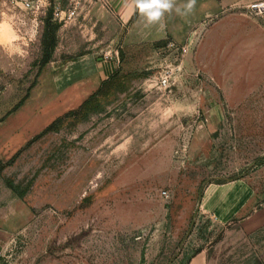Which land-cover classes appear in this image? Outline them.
<instances>
[{"label": "rangeland", "instance_id": "obj_1", "mask_svg": "<svg viewBox=\"0 0 264 264\" xmlns=\"http://www.w3.org/2000/svg\"><path fill=\"white\" fill-rule=\"evenodd\" d=\"M4 2L0 264H264V231H202L211 184L264 188V8L143 45L155 53L100 79L119 44L74 42L52 15L32 32Z\"/></svg>", "mask_w": 264, "mask_h": 264}, {"label": "crops", "instance_id": "obj_2", "mask_svg": "<svg viewBox=\"0 0 264 264\" xmlns=\"http://www.w3.org/2000/svg\"><path fill=\"white\" fill-rule=\"evenodd\" d=\"M257 1L263 0H196L193 9L189 11V0H173V8L170 11H166L159 21L148 24L138 9L126 6L125 0H86L78 17L64 22L59 20V23L60 26L63 23V26H69L67 38L74 42L81 32L82 37L89 41L88 47L97 46L102 42L119 44L122 48V61L119 55L114 57V54L110 58L97 57L96 68L100 79H107L121 65L124 66L127 59L150 57V54L155 53L149 48L142 49L143 45L163 41L168 37L184 41L194 26L203 25L224 10L246 7ZM39 2L40 7L32 11L25 9L22 3L15 5L12 0H5L3 8L8 13L5 11L3 18L15 24L13 19L20 15V21H24L21 24L28 27L32 21L31 17L35 14L41 17L44 26V19H47V15L53 16L57 4L63 7L68 5V0ZM87 74L85 70L75 71L73 82L86 81L89 78ZM208 122L209 119L199 120L196 127H193L196 128V133L206 131ZM211 126L215 127L214 124ZM253 178L255 177L213 183L205 190L202 211L207 219L204 220L202 231L209 232L230 225L241 228L251 236L264 231V188L256 187ZM212 215L217 216V223L211 221Z\"/></svg>", "mask_w": 264, "mask_h": 264}, {"label": "built area", "instance_id": "obj_3", "mask_svg": "<svg viewBox=\"0 0 264 264\" xmlns=\"http://www.w3.org/2000/svg\"><path fill=\"white\" fill-rule=\"evenodd\" d=\"M85 1L86 0H68L67 7H63L62 5L57 4L53 11L54 18L60 21H67V20H71V19L78 17L79 11ZM12 2L15 5L17 3H22L25 9H29L32 11L33 10L35 11L38 7H40L39 0H36V1L34 0H12ZM248 6L261 10L264 8V0L250 3ZM31 20H32L30 22L31 30L32 32H36L38 30V27L42 23V20L41 18L38 19L36 15ZM21 23H24V21H22ZM110 57H111L110 52L107 51L104 58H110ZM160 84L161 86L168 87L170 85V75L169 74L163 75L162 78H160ZM211 219L215 222L218 221V218L216 215H212Z\"/></svg>", "mask_w": 264, "mask_h": 264}, {"label": "clouds", "instance_id": "obj_4", "mask_svg": "<svg viewBox=\"0 0 264 264\" xmlns=\"http://www.w3.org/2000/svg\"><path fill=\"white\" fill-rule=\"evenodd\" d=\"M196 0H189L187 8L191 11ZM127 7L139 10V13L144 16L148 24L155 23L161 19L166 11L173 8V0H125Z\"/></svg>", "mask_w": 264, "mask_h": 264}, {"label": "trees", "instance_id": "obj_5", "mask_svg": "<svg viewBox=\"0 0 264 264\" xmlns=\"http://www.w3.org/2000/svg\"><path fill=\"white\" fill-rule=\"evenodd\" d=\"M49 55H50V53H48V54L46 55V58H45V60H47V59H48ZM21 102H22V101H21ZM21 102H19L18 106L21 104Z\"/></svg>", "mask_w": 264, "mask_h": 264}]
</instances>
